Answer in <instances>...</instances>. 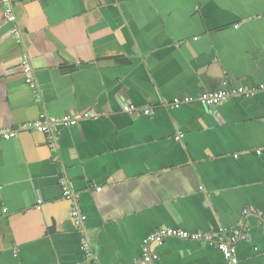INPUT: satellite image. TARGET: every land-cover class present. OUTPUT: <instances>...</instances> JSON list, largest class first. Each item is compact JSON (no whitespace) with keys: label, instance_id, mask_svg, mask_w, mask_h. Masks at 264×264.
Listing matches in <instances>:
<instances>
[{"label":"crops","instance_id":"0c3cea01","mask_svg":"<svg viewBox=\"0 0 264 264\" xmlns=\"http://www.w3.org/2000/svg\"><path fill=\"white\" fill-rule=\"evenodd\" d=\"M11 2L20 33L0 0V132L19 133L0 137V264H136L164 228L241 231L237 264H264V0ZM42 115L79 120L21 129ZM151 250L156 264H230L205 241Z\"/></svg>","mask_w":264,"mask_h":264},{"label":"built area","instance_id":"2783aa9c","mask_svg":"<svg viewBox=\"0 0 264 264\" xmlns=\"http://www.w3.org/2000/svg\"><path fill=\"white\" fill-rule=\"evenodd\" d=\"M2 7L4 9L6 20L12 24L11 34L17 35L19 34V27H18V19L17 15L14 11V8L12 6L11 0H1ZM22 67L24 70V73L28 79V82L32 88L35 89V80L33 76V70L28 62L27 57L24 58L22 62ZM240 94H247V92L244 89H239L236 91H226V90H220V91H214V92H204L199 95L197 98L193 97H185L182 101H177L173 105L175 107H180L182 104H187L191 102H200L205 106L211 107L215 106L217 103H219L221 100H224L228 98L231 95H240ZM132 107L130 106H124V111L131 112ZM145 115H150V110L144 111ZM92 116V113L85 114V118H89ZM79 119L73 118L71 116H64L62 118H52L48 117L46 115H42L39 119V121L34 123H28L26 125H23L21 127L22 130H33L37 131L39 133H46L49 135H52L54 133L56 127L60 124L65 125H76ZM17 130H9V131H2L0 132V137L4 139H12L18 136ZM180 137H183V135H180ZM51 138V137H50ZM52 151L55 150V145L52 141L51 143ZM100 191V189H98ZM64 197L71 202L72 204V217L76 221L78 225H83L84 222L87 220V216L82 214L79 206H78V196L73 193L70 189H66L64 192ZM252 210H247L246 214L250 213ZM261 217V215H260ZM244 230V228H243ZM242 230V231H243ZM168 238H176L181 240H187V241H194V242H208L211 244H215L216 247L223 253L225 259L230 264H237V256H236V244L237 241L241 238H243V234L241 231H238L235 236H233L230 239H219L215 240L214 237L211 235H207L201 232L191 233L188 231H184L181 229H172V228H164L160 229L151 235H149L143 243L142 248V257L141 260L136 264H156V262L159 259V255L154 253L151 250V245L158 244L162 245L164 241ZM83 251L85 252L86 256L88 258L91 257L92 250L89 246V244L86 242V240L83 241L82 244Z\"/></svg>","mask_w":264,"mask_h":264}]
</instances>
